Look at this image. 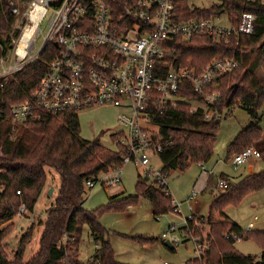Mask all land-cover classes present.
Returning <instances> with one entry per match:
<instances>
[{
	"label": "trees",
	"instance_id": "obj_1",
	"mask_svg": "<svg viewBox=\"0 0 264 264\" xmlns=\"http://www.w3.org/2000/svg\"><path fill=\"white\" fill-rule=\"evenodd\" d=\"M11 1L0 0V57H7L12 49V39L18 38L21 33L15 29L21 17L13 13ZM30 1H20L22 12ZM217 1L218 5L201 10L192 9L188 0H181L177 21L195 18L210 20L227 14L229 22L238 27L244 14H252L257 16L254 35L232 36L229 40L205 35L193 36L190 40L177 38L169 44L171 54L166 57L169 63L166 69L188 66L203 73L214 62L236 60L238 67L214 82L207 94L220 95L214 109L217 115L228 118L236 108H243L253 121H257L260 112L264 113V81L254 71L246 69L243 58L245 54L264 48V6L245 0ZM51 49L57 52L55 47ZM50 60L49 54L45 53L7 81H0V264H83L80 261V245L85 227H89L91 236L100 245L89 264H121L101 223L102 216L106 212L134 208L140 198H145L151 202L153 215L157 218L175 212L173 198L168 185L161 184L157 179L152 181L149 176H139L136 195L111 198L107 206L97 210L84 208V196L89 192L85 183L88 180L98 181L101 175L121 167L125 150L121 147L114 152L101 146L99 141L82 139L79 117L75 114L50 116L40 111L37 119H30L24 124L12 123V109L33 96ZM180 96L185 102L176 108H166L153 119L160 129L159 142L164 147L159 157L163 165L161 173L166 178L174 171L185 172L193 165L211 161L222 121L217 117L207 121L202 110L191 113L192 103H204L205 99L193 91L190 82L183 84ZM29 134L38 138L32 148L26 141ZM263 136V130L257 123L242 129L228 147L227 160L256 146ZM261 152L260 161L264 165V150ZM48 169L60 176L61 185L55 205L47 212L40 251L30 261H24V253L34 231L32 227L24 236L19 251L10 259L5 242L14 227L3 226L20 216L23 205L27 212L35 210L47 187ZM262 190L264 171L244 178L216 198L207 218L210 234L206 241V257L204 260L196 258L188 264H264V231H246L225 215L228 207L237 206L250 194ZM218 216L224 220L219 221ZM195 219L189 221L188 227L191 234L199 238L200 233L193 227ZM237 237L257 243L262 249L261 258L240 253L235 247ZM139 241L147 244L153 239L139 238Z\"/></svg>",
	"mask_w": 264,
	"mask_h": 264
},
{
	"label": "built area",
	"instance_id": "obj_2",
	"mask_svg": "<svg viewBox=\"0 0 264 264\" xmlns=\"http://www.w3.org/2000/svg\"><path fill=\"white\" fill-rule=\"evenodd\" d=\"M20 1L10 2L13 13L21 17L15 27L21 33L12 39L11 65L6 68L7 57L1 58L0 81H7L45 53L51 60L33 96L12 109V123L24 124L37 119L40 111L50 116L75 114L78 117L81 112L101 107L122 112L118 121L124 131L115 134L114 144L125 150L123 165L111 169V174H104L106 179L88 180L85 189L89 192L98 184H120L122 168L128 163L146 168L145 176L167 185V178L161 172H152L149 168L151 155H159L164 150L158 137L160 129L153 119L166 108H176L185 102L180 92L183 84L190 82L193 91L205 99L204 103L193 102L191 113L202 110L207 121L214 117L222 120L224 115L214 112L220 95H208L207 92L214 82L239 65L233 59L214 62L203 73L188 66L166 69L169 64L166 57L171 54L170 42L204 35L225 40L232 36H252L257 23V16L252 14H244L238 27L229 22L230 29L214 24L213 20H219L221 15L210 20L195 18L179 22L177 9L181 0H31L23 12L19 7ZM245 1L264 6V0ZM48 18V32L37 49L41 27ZM51 47H55L57 52ZM261 153L253 146L230 161L238 168L252 159L261 160ZM201 168L210 176L214 175L204 165ZM232 186L227 177L218 179L217 187L222 192L229 191ZM197 195L195 191L188 200L191 211ZM173 204L175 213H178L182 204ZM26 212L23 205L19 215ZM193 218L187 219L186 230ZM248 229L253 230L254 224L250 223ZM175 231L171 227L168 234ZM190 236L195 243L197 258L204 260L208 246L192 234ZM162 239L166 240L167 234ZM240 241L239 237L235 238V243ZM171 243L178 246L176 240Z\"/></svg>",
	"mask_w": 264,
	"mask_h": 264
},
{
	"label": "rangeland",
	"instance_id": "obj_3",
	"mask_svg": "<svg viewBox=\"0 0 264 264\" xmlns=\"http://www.w3.org/2000/svg\"><path fill=\"white\" fill-rule=\"evenodd\" d=\"M192 9H210L218 5L217 0H188ZM48 20L42 25V35L37 39V49L43 43V36L48 32ZM214 24L224 29H230L231 25L227 14L221 15L220 19H214ZM12 50V49H11ZM9 51L5 63L7 68L11 65L12 52ZM0 57V61H1ZM245 67L247 70L255 71L264 81V48L258 49L253 54L244 55ZM191 63V62H189ZM4 65V64H3ZM122 112L115 108L101 107L94 108L79 114L82 139L94 142L99 141L104 148L116 152L121 147H116L113 136L124 131V128L118 121V116ZM258 124L264 133V113L260 112L259 119L253 121L249 114L243 108L236 110L228 117L223 118L218 135V144L215 154L211 161L203 164L207 171H213L214 182L217 184L218 179L222 176L227 177L232 185L239 184L244 178L250 176V166H253V174L264 171V165L260 160L252 159L248 164L235 167L231 161L227 160L228 147L241 132L242 129L251 124ZM38 138L29 134L27 136V145L32 148ZM259 149H264L263 140L257 144ZM152 172H161L163 165L159 155H151ZM122 182L113 186L96 185L90 192L84 196V208L88 211L97 210L100 207L107 206L111 198L118 196H133L137 193V182L139 174L143 177L148 172L144 167H137L134 163L125 164L122 168ZM200 165H193L185 172L174 171L167 178V185L173 197V202L182 204L178 213H170L155 218L153 215L152 204L145 198H140L134 208H128L122 212H106L101 223L109 234L118 262L121 264H187L189 260L197 258L198 254L195 249V243L189 234V229L181 230L185 227L186 220L193 216L190 210L188 200L196 191L198 196V209L202 217L196 216L194 229L200 233L201 242L207 246L208 233L210 227L207 218L210 213L213 199L218 198L223 192L215 185L208 186L205 192L195 187V184L204 175ZM48 183L46 190L39 199L33 212H26L23 216H18L11 223L4 225L7 227L13 225V232L6 240L7 254L12 259L19 251L24 236L33 227L31 242L27 245L24 253V261L28 262L34 258L40 251V242L45 230L47 212L53 208L60 190V176L51 169L47 170ZM108 174H111L109 171ZM106 175H101L104 178ZM106 179V177L104 178ZM152 181L154 178H150ZM53 191L52 196L50 192ZM195 212H197L195 210ZM225 214L231 218V221L237 223L240 227L248 231L250 223L255 225L254 230L264 231V190L250 194L239 205L230 206L225 210ZM224 220L220 216L217 218ZM221 221V220H219ZM171 227L175 232L168 234ZM167 234V239L163 240L162 236ZM210 234V233H209ZM208 235V236H207ZM139 238L153 239L152 242L142 244ZM185 239H190L184 242ZM194 239V238H193ZM176 240L178 246L172 252L165 246L166 241ZM100 245L96 243L91 236L89 227H85L80 245V261L83 264H89ZM236 249L246 255L261 258L262 249L254 241H240L236 243Z\"/></svg>",
	"mask_w": 264,
	"mask_h": 264
},
{
	"label": "crops",
	"instance_id": "obj_4",
	"mask_svg": "<svg viewBox=\"0 0 264 264\" xmlns=\"http://www.w3.org/2000/svg\"><path fill=\"white\" fill-rule=\"evenodd\" d=\"M255 72V71H254ZM256 73V72H255ZM257 74V73H256ZM256 148H258L257 147V145L255 146ZM259 149V148H258ZM259 150H264V149H259ZM250 168V176L251 175H254L252 172H253V170H252V168H253V166H250L249 167ZM204 172V171H203ZM204 175H201L200 176V179L197 181V183L195 184V187L196 188H198L200 191H202V192H205L206 191V189H207V187L208 186H211V185H215L216 187H217V184L215 183V184H213V182H214V178L213 177H211L207 172H205V173H203ZM139 176H142V175H140L139 174ZM170 190V189H169ZM172 196V195H171ZM173 198V197H172ZM198 199V198H197ZM216 199H213V202L215 201ZM212 202V203H213ZM198 205H199V202H198V200L195 202V203H193L192 204V207H193V212L194 213H197V214H193V216L194 217H196V216H200V217H202L201 215H200V213H199V209H198ZM212 205V204H211ZM190 207V206H189ZM195 210L197 211V212H195ZM175 213V212H174ZM174 213H172V214H174ZM226 215V214H225ZM209 216V215H208ZM226 217H228L227 215H226ZM230 220H231V218L230 217H228ZM219 220H221L222 221V219H219ZM187 221V220H186ZM237 224V223H236ZM186 225V224H185ZM184 229V231L186 230L185 228H183ZM183 229L181 230V233L183 232ZM254 229H255V225H254ZM253 229V230H254ZM210 233V232H209ZM209 233H208V235H209ZM207 235V236H208ZM185 241V240H184ZM188 241V240H187ZM166 248H168V247H166ZM175 248V247H174ZM173 248V249H174ZM96 249H99V247H97ZM169 249V248H168ZM173 249H169L170 251H172V252H174L175 250H173ZM244 255V254H243ZM116 259H117V261H119L118 260V257H117V255H116ZM194 259H196V258H194ZM194 259H191V260H194ZM191 260H189V261H191ZM188 261V262H189ZM123 264V263H122ZM188 264V263H187Z\"/></svg>",
	"mask_w": 264,
	"mask_h": 264
},
{
	"label": "water",
	"instance_id": "obj_5",
	"mask_svg": "<svg viewBox=\"0 0 264 264\" xmlns=\"http://www.w3.org/2000/svg\"><path fill=\"white\" fill-rule=\"evenodd\" d=\"M53 191L50 192V195L52 196ZM165 246L168 247L169 249H173L174 246L172 245V243L170 241H166L165 242Z\"/></svg>",
	"mask_w": 264,
	"mask_h": 264
}]
</instances>
